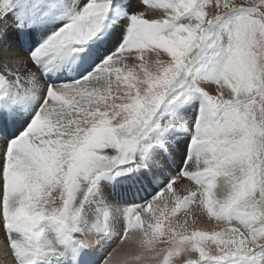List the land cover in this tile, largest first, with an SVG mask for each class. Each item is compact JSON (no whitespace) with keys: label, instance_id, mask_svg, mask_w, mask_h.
<instances>
[{"label":"snow or ice","instance_id":"obj_1","mask_svg":"<svg viewBox=\"0 0 264 264\" xmlns=\"http://www.w3.org/2000/svg\"><path fill=\"white\" fill-rule=\"evenodd\" d=\"M143 2L162 9L159 18L123 9L115 50L78 80L47 85L23 118L12 106L39 87L33 68L46 72L102 43L96 38L111 0H77L69 21L27 56L0 49V222L17 264H63L74 254L62 237L87 248L112 231L105 210L102 222L72 235L95 181L129 162L154 171L165 161L149 153L174 127L190 137L180 171L124 209L122 257L109 253L101 264H159L162 255L170 264L174 252L199 253L189 264H264V0H215L214 15L206 0ZM7 4L0 0V8ZM196 98L195 118L184 125L174 109ZM181 177L196 182L183 196L174 190ZM182 206L185 216L190 206L206 211L221 231L188 234L187 221L170 219ZM210 246L215 252L205 251Z\"/></svg>","mask_w":264,"mask_h":264},{"label":"bare ground","instance_id":"obj_2","mask_svg":"<svg viewBox=\"0 0 264 264\" xmlns=\"http://www.w3.org/2000/svg\"><path fill=\"white\" fill-rule=\"evenodd\" d=\"M124 1L125 0H118V7H121ZM34 2L35 9L33 8V13H36V18L27 19L23 18V13L30 14V11L27 12V10L24 9V0H18L16 3H10V0H8L6 10L12 12V15H8L10 21L4 25L5 29L0 32V49L27 56V54L30 53L42 39L56 31L57 26L65 21L62 17L56 15L59 10H63L64 12V9H66L62 6L60 0H35ZM126 21L127 20L123 19L120 12L115 11L114 9L111 10L106 22V27H104L101 33L98 34L101 36V39L98 41H102V43L98 44L97 47L91 50L85 48L84 52L76 54V57L80 59V64L69 67H49L46 72H41L40 68H33L39 81V87L36 88L33 94L25 100L14 104L12 106L14 111L22 109L24 112L31 113L42 99L47 85L78 80L84 74L85 70L91 71V69L100 62V58H102L101 54L106 55L109 52L114 51L118 44L117 42L123 37V23ZM5 37H8V39L6 40ZM93 54L98 55L92 57ZM129 63H131V61H129ZM53 74L54 78L47 83L45 79H47V77L51 79ZM124 74L127 75V72ZM209 84V82H205L206 87H209ZM192 100L193 101L190 103L185 104V106H181L176 113V116L179 117L184 125H189L192 122L196 115V108L199 106V99L196 98ZM176 129H180V131L175 134L174 139L169 142L167 141L169 144L167 148L170 146V155L168 158H164L163 156L165 163L155 168L154 171L150 172L147 167L136 166V168H132L128 173L119 169L116 173L119 171L120 174L112 173V176L106 174L97 178L93 189L88 193L82 211L80 221L82 226H78L72 235L76 239H79L81 232L91 228L98 218L102 222L103 211L105 210L109 211V221L115 225V228L107 234L102 235L100 239L87 248H80L75 240L62 237L61 243L74 254L73 259L64 258L63 264H101V261H103L109 253L116 255L118 258L122 257V253L120 252L122 242L121 239L118 238L117 233L123 232L121 226L123 225L122 223L125 222V217L123 215L124 209L131 205H137V203L151 199V197L165 187V182L168 181V179L178 173V170L180 171L184 156L187 154L188 137L187 132L183 128L176 127ZM0 135V138H2V134ZM162 136H165V132ZM167 142L164 144V142L161 141L163 146L167 145ZM159 148V144L155 145L149 153L148 159L157 153H162ZM169 162L174 163L168 164ZM193 182L194 181L188 178L181 177L174 184V187L182 196L187 195L185 189L192 188L191 186L195 185ZM140 188L143 189L144 192L139 191L138 189ZM56 196L58 203L59 194H56ZM161 207H163V205H161ZM190 207H192V212L189 215L185 216L186 209L182 206L181 210L176 213V217L170 219L177 223H184L187 221L188 226L199 222L202 217L197 215L196 220H194L193 208L195 206ZM0 208H2V199H0ZM170 208L171 205H169V209ZM152 211H154V208L144 215L151 216ZM116 213L120 216H117ZM144 215H142V219H144ZM154 222L155 221H153V223ZM167 223L168 221L166 220L164 225H162V230L167 226ZM179 231L180 229H177V232ZM113 241H115V243L110 245ZM158 246L161 248L166 247V245L163 244H159ZM102 247H104V250ZM181 257L180 254L179 258L181 259ZM163 260L162 255L159 258V264H164ZM0 264H17L11 248L6 246L5 232L2 228V222H0ZM38 264H45V261L41 260Z\"/></svg>","mask_w":264,"mask_h":264},{"label":"rangeland","instance_id":"obj_3","mask_svg":"<svg viewBox=\"0 0 264 264\" xmlns=\"http://www.w3.org/2000/svg\"><path fill=\"white\" fill-rule=\"evenodd\" d=\"M18 0H10V3H16ZM35 0H24V9L27 10V12L30 11V14L29 13H23V18H27V19H35V15L36 13H33V8L35 9ZM61 3H62V6L66 9H64V12L63 10H59V12L56 14L57 16H60L63 18V20H65L63 23H61L59 26H57V29L67 23L69 21V18L71 15H73L76 10H77V0H60ZM80 2H82V0H80ZM97 2H101V0H97ZM153 3H155V0H152ZM236 3H244V4H247L249 2H255V0H235ZM206 3L208 4L207 8H206V11L209 13V15H214L215 14V0H206ZM22 4V3H21ZM20 4V5H21ZM32 4V5H31ZM118 0H111V7L109 9V12L107 13L106 17L105 18V27H106V22L108 20V16L110 15L111 13V10H115V11H118L120 12V14L122 13V10L123 9H128L130 12L132 11H135V12H139L142 14L143 18H159L160 14L162 13V9H159L157 7H152L151 5H148V4H144L143 0H125L123 3H122V6L121 7H118ZM29 7H28V6ZM27 6V7H26ZM115 6V7H114ZM7 6L5 5L4 7L0 8V32H2L5 28H4V25L9 22V18H8V15H12V12H9L8 10H6ZM68 9V10H67ZM6 10V11H5ZM68 12H67V11ZM66 11V13H65ZM61 13V14H60ZM122 15V14H121ZM155 16V17H154ZM123 17V16H122ZM123 19H126L125 17H123ZM14 21V20H13ZM127 23V21L125 23H123V26L125 27V24ZM22 28H24L23 26H21ZM20 27V28H21ZM99 36V37H98ZM97 36V40L101 39V36L98 35ZM123 39V37L116 43L117 46L119 45L120 41ZM116 46V47H117ZM115 47V48H116ZM115 50V49H114ZM102 51V50H101ZM98 54H93V56H97ZM107 55V54H106ZM145 57L147 59V62L151 65H153V67L155 66V61H156V57L154 55H151L149 53H145ZM83 60V59H82ZM150 60V61H149ZM80 59H78L76 57V54H74L73 57H70L69 59H67L65 62L61 63L60 67H63V66H74V65H78L80 64ZM54 78V74L52 76V78H48L45 79V81L48 83L50 80H52ZM208 91H210L211 94L213 95H216L217 94V86L214 84V83H210L209 84V87H206ZM198 99V98H197ZM193 101V100H191ZM190 101V102H191ZM188 102V103H190ZM188 103H184L178 107H175L174 109V113L176 115L177 113V110H179L181 108V106H185V104H188ZM3 109H0V111H2ZM15 113L17 116L23 118V117H26V116H29L30 115V112H24L22 109H17L15 110ZM180 129H176V127L174 128H171V129H168L167 131H165V136H162L160 137L161 141L164 142H169L171 141L172 139H174L175 137V134L177 132H179ZM187 132V131H186ZM1 136V135H0ZM187 137H188V141H189V135H188V132H187ZM167 142V145H164L166 147L163 146V148L160 146V151L162 152L164 158H168V156L170 155V149L169 147L167 148V146L169 145ZM167 148V150H165ZM104 153H107V154H114V151L113 150H103ZM152 151V150H151ZM150 151V152H151ZM147 162V161H146ZM174 162H169L168 164H173ZM129 167H132V163L129 162V163H125V164H120V165H117L112 171H109V172H106L102 175H106V174H110V176H112L111 174L112 173H116L117 170L119 169H127ZM132 168H136V167H132ZM124 172H129V171H124ZM179 172V170H178ZM126 174V173H125ZM169 181V179H168ZM168 181H166L165 183L167 184ZM164 183V184H165ZM163 184V185H164ZM165 184V185H166ZM193 184L196 185V182L194 181ZM195 185H192L191 187L192 188H195ZM139 191L141 192H144L143 189H138ZM174 190H176V188L174 187ZM132 196V195H131ZM60 201H58L59 203ZM142 203V202H140ZM140 203H137V204H140ZM87 206V205H86ZM85 206V208H86ZM194 209V214H193V219L196 220V216L197 215H200V217H202V219H200L199 222H196L195 224H192V225H189V231H188V234L191 233L192 230H199V231H205V232H216V231H221L222 227H223V224L221 222H218L216 221L215 219L209 217L207 215V213L201 209H197L196 207L193 208ZM117 215V213H116ZM119 215V214H118ZM117 215V216H118ZM120 216V215H119ZM123 224V223H122ZM218 224V225H217ZM238 225V224H236ZM234 225V226H236ZM79 226H82V224H79ZM239 226V225H238ZM120 227V226H119ZM120 235L122 236L123 235V232L122 233H117V236L118 238H120ZM111 238V237H110ZM115 243V241H113L110 245H113ZM103 250H104V247H102ZM205 251L207 252H215V246H210L208 248H205ZM180 254H181V259L179 258L180 257ZM186 258V259H185ZM199 259V253L197 252H192L191 254H187V253H183V252H180V253H173V255H171L169 257V260H170V264H189V261H194V260H197ZM180 262V263H179ZM163 263H164V260H163Z\"/></svg>","mask_w":264,"mask_h":264}]
</instances>
